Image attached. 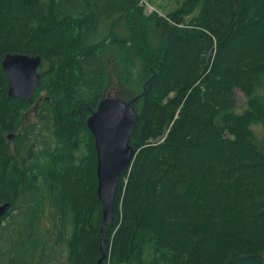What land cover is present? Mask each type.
I'll return each mask as SVG.
<instances>
[{"label":"trees","instance_id":"trees-1","mask_svg":"<svg viewBox=\"0 0 264 264\" xmlns=\"http://www.w3.org/2000/svg\"><path fill=\"white\" fill-rule=\"evenodd\" d=\"M8 53L42 59L31 100L8 94ZM111 56L139 119L102 247L87 120ZM6 202L0 264H264V0H0Z\"/></svg>","mask_w":264,"mask_h":264},{"label":"water","instance_id":"water-1","mask_svg":"<svg viewBox=\"0 0 264 264\" xmlns=\"http://www.w3.org/2000/svg\"><path fill=\"white\" fill-rule=\"evenodd\" d=\"M41 61L40 56L20 53H8L4 57L2 66L9 79L10 96L31 100L39 86ZM138 98L139 96L126 100L119 96L104 97L87 120V125L95 139L97 152V194L103 209L102 247L104 228L112 222L114 216L117 183L121 176L130 170L136 156L131 138L139 119L135 106ZM11 137L12 135H9V138ZM9 208V202L0 205V218L7 214ZM104 259L105 254L99 264Z\"/></svg>","mask_w":264,"mask_h":264},{"label":"rangeland","instance_id":"rangeland-1","mask_svg":"<svg viewBox=\"0 0 264 264\" xmlns=\"http://www.w3.org/2000/svg\"><path fill=\"white\" fill-rule=\"evenodd\" d=\"M183 0H141V5L144 8V12L149 15L153 12H158L159 14L162 15H167L168 13L177 10L180 5L182 4ZM198 10L196 11V13ZM113 56L110 57V78L112 80V83L109 85L108 89L106 90V94L108 97H115V96H120V94H123L124 91H128L126 89L128 88H123L118 84L117 79L115 78V73L113 71L114 65L112 62ZM236 96H237V107L238 109H244L246 106V97L245 95L240 91L236 90ZM124 95V94H123ZM29 118L32 120H35V114L34 112H31L29 114ZM45 225V223H44ZM3 244V243H2ZM1 244V245H2Z\"/></svg>","mask_w":264,"mask_h":264},{"label":"flooded vegetation","instance_id":"flooded-vegetation-1","mask_svg":"<svg viewBox=\"0 0 264 264\" xmlns=\"http://www.w3.org/2000/svg\"><path fill=\"white\" fill-rule=\"evenodd\" d=\"M106 92H107V91H106ZM105 97H108V96H107V94H106V96H105ZM38 104H39V101H37V102H35V103H34V105H33V106H34V109H35V110H37V109H38Z\"/></svg>","mask_w":264,"mask_h":264}]
</instances>
